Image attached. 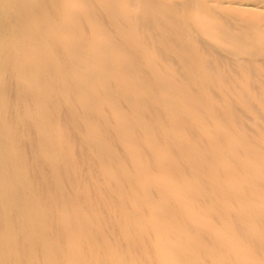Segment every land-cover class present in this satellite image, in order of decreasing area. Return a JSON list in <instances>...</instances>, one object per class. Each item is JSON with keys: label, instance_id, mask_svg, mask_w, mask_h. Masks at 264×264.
Masks as SVG:
<instances>
[{"label": "bare ground", "instance_id": "1", "mask_svg": "<svg viewBox=\"0 0 264 264\" xmlns=\"http://www.w3.org/2000/svg\"><path fill=\"white\" fill-rule=\"evenodd\" d=\"M0 264H264V0H0Z\"/></svg>", "mask_w": 264, "mask_h": 264}]
</instances>
